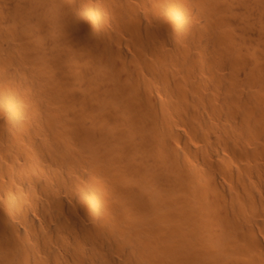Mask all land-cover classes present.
Returning <instances> with one entry per match:
<instances>
[{
  "label": "bare ground",
  "instance_id": "1",
  "mask_svg": "<svg viewBox=\"0 0 264 264\" xmlns=\"http://www.w3.org/2000/svg\"><path fill=\"white\" fill-rule=\"evenodd\" d=\"M0 264H264V0H0Z\"/></svg>",
  "mask_w": 264,
  "mask_h": 264
},
{
  "label": "rangeland",
  "instance_id": "2",
  "mask_svg": "<svg viewBox=\"0 0 264 264\" xmlns=\"http://www.w3.org/2000/svg\"><path fill=\"white\" fill-rule=\"evenodd\" d=\"M78 64H82V61H79Z\"/></svg>",
  "mask_w": 264,
  "mask_h": 264
}]
</instances>
